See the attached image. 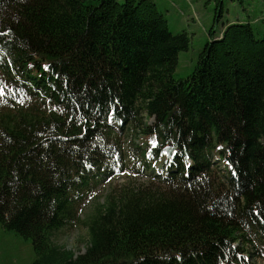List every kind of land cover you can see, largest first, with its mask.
I'll return each instance as SVG.
<instances>
[{"label": "trees", "instance_id": "obj_1", "mask_svg": "<svg viewBox=\"0 0 264 264\" xmlns=\"http://www.w3.org/2000/svg\"><path fill=\"white\" fill-rule=\"evenodd\" d=\"M208 1L195 46L155 0H0V226L31 242L32 264H257L264 34L250 8L264 0ZM226 1L246 17L217 29ZM190 48L193 68L175 78ZM214 155L231 167L223 181ZM115 157L138 171L167 158L176 175L93 194ZM67 224L84 227L83 254L55 240Z\"/></svg>", "mask_w": 264, "mask_h": 264}, {"label": "rangeland", "instance_id": "obj_2", "mask_svg": "<svg viewBox=\"0 0 264 264\" xmlns=\"http://www.w3.org/2000/svg\"><path fill=\"white\" fill-rule=\"evenodd\" d=\"M204 1L208 0H155L159 10H161L164 13V16L168 22V28L169 31L173 34H177L181 32L184 28H186L189 32H194V42L195 46H200L204 42V37L199 33L200 29L204 30V35L207 36L205 30L209 27V21L200 20V17L207 18L209 17L210 13L206 9L207 6L204 5ZM208 4L212 7H214V3L211 1H208ZM250 12L253 16H258V20H254L252 23V26L256 27V33L264 34V5H258L256 3H253L250 8ZM246 17L245 14L242 13L241 7H239L236 3L226 1L225 2V8L224 13L222 14L221 21L219 23H216L215 27L217 29L221 28L222 21H227L231 19H237L238 17ZM235 21V20H233ZM232 21V22H233ZM195 62V57L193 55L192 48L189 49V51L181 52L179 61L176 64L174 77L175 78H185L189 72L191 71V68H193V64ZM193 95V94H192ZM185 144H189L184 142ZM174 150H178L177 148L173 147L172 152ZM180 151L174 152V154H177ZM212 160L214 161L211 165L212 169H217L218 174H220L218 180H225L223 177L225 175L224 171V165L222 160L219 159L216 155L213 156ZM188 161L191 162L190 158H188ZM194 165L197 164V161H193ZM227 167V165H225ZM126 174V172H119L116 182H121L122 176ZM159 177H164L163 174H159ZM158 180H162L157 177ZM101 187L96 188V194L99 195L103 189L105 188L104 185ZM101 185V184H100ZM99 185V186H100ZM90 201V200H88ZM99 201H102V197H99ZM89 202L84 203L83 205L87 204ZM92 207H88L83 215H85L87 210H91ZM84 227H81L79 224L73 225V224H67L66 227H63L60 232L57 233L56 239L58 244L60 246H63L66 249L72 250L75 254H83L85 249V243L84 241ZM83 236L81 240H79L80 236ZM240 242L244 243L248 240L240 237ZM258 247H261L260 244H257ZM246 247V244L244 245ZM247 247L249 250H253L254 245L252 242H247ZM257 248V247H254ZM152 258V257H149ZM34 260V252L32 248V244L29 240H25L21 238L20 236H16L12 232L5 231L0 226V264H32ZM140 261H145L146 258L143 257L142 259L139 258ZM257 261L259 264H264V256L263 258H257Z\"/></svg>", "mask_w": 264, "mask_h": 264}, {"label": "snow or ice", "instance_id": "obj_3", "mask_svg": "<svg viewBox=\"0 0 264 264\" xmlns=\"http://www.w3.org/2000/svg\"><path fill=\"white\" fill-rule=\"evenodd\" d=\"M149 143H151L153 147L157 146L156 141L154 139L150 140ZM163 154L167 155V150H164ZM177 259H179V257H177Z\"/></svg>", "mask_w": 264, "mask_h": 264}]
</instances>
